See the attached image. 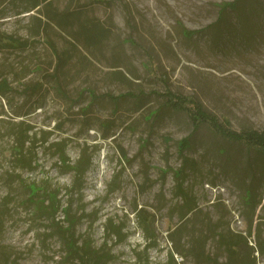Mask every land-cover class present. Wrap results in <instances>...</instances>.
<instances>
[{
  "label": "rangeland",
  "instance_id": "rangeland-1",
  "mask_svg": "<svg viewBox=\"0 0 264 264\" xmlns=\"http://www.w3.org/2000/svg\"><path fill=\"white\" fill-rule=\"evenodd\" d=\"M34 1L0 0V264H78L70 242L107 264H264V149L193 119L264 134V0ZM94 21L98 40L75 39ZM28 129L36 164L17 167ZM58 141L91 159L81 192Z\"/></svg>",
  "mask_w": 264,
  "mask_h": 264
},
{
  "label": "trees",
  "instance_id": "trees-1",
  "mask_svg": "<svg viewBox=\"0 0 264 264\" xmlns=\"http://www.w3.org/2000/svg\"><path fill=\"white\" fill-rule=\"evenodd\" d=\"M42 5V0H35L33 3V7L31 9L35 8H40ZM232 8H237L236 6H232ZM73 16L76 15L75 12L72 14ZM53 21H57L58 25H62V23L68 18L67 12L64 14L61 13H53L52 15H49ZM222 18V17H221ZM219 19V21L221 20ZM219 21L214 23L213 27L218 26ZM225 27L223 25L221 28ZM81 29L75 31V39L81 40L83 39L85 45L88 43L92 42L93 40H98V38H95L97 34L102 35L106 30L105 26H103L101 23L98 21H94L92 25H88L86 22H82ZM219 28V27H218ZM199 32V31H198ZM191 33H194V31H191ZM11 38V37H10ZM13 38V37H12ZM16 46H26L27 45V40H19L18 38L15 39L13 38ZM15 45V44H13ZM59 54V53H58ZM59 56V63H58V69L61 67L63 64L66 63L67 57L62 56L61 54ZM122 73V71H119ZM7 79H2L0 80V93L5 94L6 92V84H7ZM122 95V94H121ZM125 95V94H124ZM127 95V94H126ZM130 95V94H129ZM120 96V95H118ZM186 97L182 98V100H177V102H182L181 104H184L183 100H185ZM186 109V107H183ZM192 109V108H191ZM195 114H193V119L194 123L196 126L199 125V122L201 121H209L214 126L223 134L224 137L230 139V140H244L247 139V141H250L251 143L255 144L254 146L260 147L264 149V134L257 135V138L255 140L248 138L244 133L240 132H234V131H229L219 121L218 117L215 114H212L202 108H199L198 106L193 108ZM30 129L24 131V132H19L16 135V143L14 144L12 148V152L15 158L16 166L17 167H29V168H34L36 164V158L34 157L35 151L31 149L30 146H26V142L30 141V144L35 143L38 141V139L34 136L29 134ZM250 132V131H248ZM251 133L249 134V136ZM191 136H187L184 138L183 143H182V150H185L186 148H189L191 146ZM190 144V145H189ZM51 145L57 146V151H54V153L57 155L58 160L61 161V164L64 166L66 171H71L74 173V178H73V183L71 184L70 192H81V190L84 187V178L86 175V172L91 166V159L86 158L84 155L79 157L75 162L71 161L70 156L67 153L66 145H64L63 141H58L56 143H52ZM184 165L188 164L187 162L190 160L187 156L184 158ZM184 168V167H183ZM183 170V169H181ZM184 172V171H183ZM36 192L34 189L32 190V193L36 196L37 195V188ZM46 199L50 200L49 204H46ZM56 197L55 196H50V197H43L42 200L40 199V202L42 201L43 205L39 203V209L42 212H45L47 216H51L55 218L56 212L59 210L58 204H56ZM54 210H51V209ZM64 212L66 214V218H70L71 212L68 209V206L64 208ZM237 243H228L226 244L227 250L232 253L236 250L235 245ZM102 247L100 248H94L91 244L88 243H83L80 246H76L75 242H70L68 244L67 248V254L68 256L71 257V260L76 262L78 264H107V259H106V254L108 252L105 251H100ZM175 251L179 253H183L182 248H179L177 245L174 248ZM204 248L199 250V252L203 253ZM171 258H174V254L172 251H170ZM144 264H151L149 259L145 261Z\"/></svg>",
  "mask_w": 264,
  "mask_h": 264
}]
</instances>
